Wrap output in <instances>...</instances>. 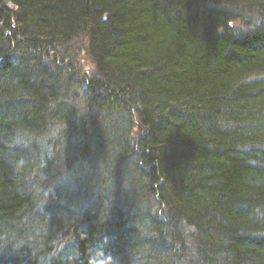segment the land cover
I'll return each instance as SVG.
<instances>
[{"label":"trees","instance_id":"trees-1","mask_svg":"<svg viewBox=\"0 0 264 264\" xmlns=\"http://www.w3.org/2000/svg\"><path fill=\"white\" fill-rule=\"evenodd\" d=\"M0 264H264V0H0Z\"/></svg>","mask_w":264,"mask_h":264}]
</instances>
